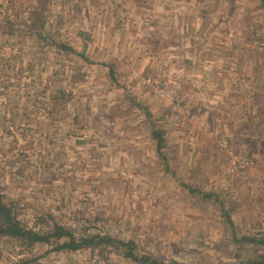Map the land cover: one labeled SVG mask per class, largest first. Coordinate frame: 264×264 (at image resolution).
Segmentation results:
<instances>
[{"label": "rangeland", "instance_id": "obj_1", "mask_svg": "<svg viewBox=\"0 0 264 264\" xmlns=\"http://www.w3.org/2000/svg\"><path fill=\"white\" fill-rule=\"evenodd\" d=\"M0 193L26 226L164 264L264 255L258 0H0ZM53 245L0 236V264H142Z\"/></svg>", "mask_w": 264, "mask_h": 264}, {"label": "trees", "instance_id": "obj_2", "mask_svg": "<svg viewBox=\"0 0 264 264\" xmlns=\"http://www.w3.org/2000/svg\"><path fill=\"white\" fill-rule=\"evenodd\" d=\"M259 6L264 11V0H258ZM61 48L66 47L60 43ZM108 70L110 76L113 74L111 64L108 65ZM145 110V109H144ZM147 116L150 115L148 111L145 110ZM163 131L159 128L153 127L151 125L150 134L155 140V150L160 153V149L164 145ZM204 196L210 197L212 193L203 192ZM221 213L225 215L228 219L227 210L223 209L220 205ZM0 236H9L13 239L19 241L25 247H32L37 243H49L53 242V249H69L74 250L80 247H89L97 244L113 245L120 248L123 255L140 262L142 264H164L163 261L156 259L148 254H138L135 251V243L131 239H117L111 237L107 234L93 233L87 236L75 237L72 232L65 226L53 223L52 226L45 230L34 229L32 227L23 224L20 219H18L13 207L3 200V195L0 193ZM238 241L246 242H256V238L248 235H241L237 238ZM31 259L21 258L13 262V264H27ZM168 264H190L188 262L174 261L171 260ZM233 264H264V255H259L257 259L246 258L243 262L238 261Z\"/></svg>", "mask_w": 264, "mask_h": 264}, {"label": "built area", "instance_id": "obj_3", "mask_svg": "<svg viewBox=\"0 0 264 264\" xmlns=\"http://www.w3.org/2000/svg\"><path fill=\"white\" fill-rule=\"evenodd\" d=\"M228 160L231 170L244 168L252 162L250 159L240 154H232L229 156Z\"/></svg>", "mask_w": 264, "mask_h": 264}]
</instances>
